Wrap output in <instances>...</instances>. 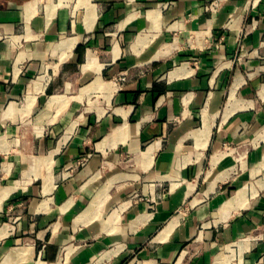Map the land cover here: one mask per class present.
Here are the masks:
<instances>
[{
	"label": "crops",
	"instance_id": "1",
	"mask_svg": "<svg viewBox=\"0 0 264 264\" xmlns=\"http://www.w3.org/2000/svg\"><path fill=\"white\" fill-rule=\"evenodd\" d=\"M0 264H264V0H0Z\"/></svg>",
	"mask_w": 264,
	"mask_h": 264
},
{
	"label": "built area",
	"instance_id": "2",
	"mask_svg": "<svg viewBox=\"0 0 264 264\" xmlns=\"http://www.w3.org/2000/svg\"><path fill=\"white\" fill-rule=\"evenodd\" d=\"M126 79V75H121L116 81L120 82V81H124Z\"/></svg>",
	"mask_w": 264,
	"mask_h": 264
}]
</instances>
